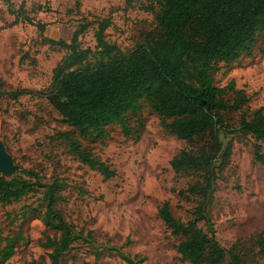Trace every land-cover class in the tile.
Here are the masks:
<instances>
[{
	"label": "rangeland",
	"instance_id": "1",
	"mask_svg": "<svg viewBox=\"0 0 264 264\" xmlns=\"http://www.w3.org/2000/svg\"><path fill=\"white\" fill-rule=\"evenodd\" d=\"M22 1L34 22L45 27L41 34L35 23L11 24L14 16L1 1L0 139L17 169L0 175L7 179L21 175L33 181L23 172L30 169L43 182L58 177L68 184L59 192L62 199L55 207L78 230L90 231L95 243L74 242L61 256V264H128L113 247H122L132 257H144L142 264H191L175 248L183 237L173 235L158 214L161 203L168 201L173 216L187 222L201 199L199 193L187 192L181 198L177 192L197 181L201 184L202 173L186 170L177 174L169 164L187 147L186 142L165 130L144 100L139 115L129 116V136L118 124H111L102 141L82 138L42 96L53 68L68 52L50 39L70 42L79 25L87 23L80 44L95 48L96 20L107 17L111 21L107 40L127 54L156 32L148 0ZM18 4L13 3L14 8ZM213 82L221 87L233 83L249 97L238 110L222 113L229 123L250 119L257 108L264 107V31L258 33L250 52L229 63L217 62ZM17 90L28 93L16 98L7 93ZM225 98L232 101L233 92ZM58 132L78 138L84 148L115 170V176L104 179L80 163L68 145L56 138ZM227 140L232 146L230 156L218 171L207 213L221 245H236L247 261L264 264V252L255 244L260 234L264 236V165L254 160V145L259 144L264 153V139L235 132ZM42 192L38 188L10 204L0 202V234L17 239L16 252L6 264H52L51 249L43 243L59 233L43 223ZM198 225L208 231L204 221Z\"/></svg>",
	"mask_w": 264,
	"mask_h": 264
},
{
	"label": "trees",
	"instance_id": "2",
	"mask_svg": "<svg viewBox=\"0 0 264 264\" xmlns=\"http://www.w3.org/2000/svg\"><path fill=\"white\" fill-rule=\"evenodd\" d=\"M4 1L10 5L9 0ZM147 10L154 15L156 32L127 54L107 40L106 30L111 25L107 17L96 20L95 48L80 44L87 23L79 25L70 42L50 39L68 52L53 68L51 82L42 96L80 137L101 141L111 124H118L129 136V116L137 117L142 101H146L160 117L162 127L187 144L171 158V169L177 174L186 170L202 173L201 184L197 181L177 192L181 198H186L187 192L201 195L187 222L173 216L168 201L158 208L171 233L183 237L175 246L177 252L191 264H259L247 261L236 245L220 244L206 207L218 171L228 163L232 146L227 136L247 132L264 139V107L257 108L250 119L242 117L238 124L229 123L222 113L238 110L249 97L233 83L221 87L213 82L215 64L229 63L250 52L258 33L264 31V0H148ZM9 12L15 15L11 24L35 23L22 5L16 10L9 8ZM35 24L42 34L45 24ZM230 91L234 94L232 101L225 98ZM7 93L16 98L28 92ZM56 138L68 145L69 153L80 163L97 170L104 179L115 176V170L84 148L78 138L66 132H58ZM254 160L264 165L259 144L254 145ZM23 172L34 180L21 175L10 179L0 176V202L10 204L28 192L42 189L43 223L59 233L58 237H46L43 243L51 249L52 264H61V256L78 240L94 244L90 231L84 234L78 230L55 207L62 199L59 192L68 184L58 177L43 182L34 170ZM200 221L208 227L207 232L198 225ZM16 240L0 234V264L14 256ZM255 244L264 252L262 234ZM113 249L128 264L144 261V257L125 253L122 247Z\"/></svg>",
	"mask_w": 264,
	"mask_h": 264
},
{
	"label": "water",
	"instance_id": "3",
	"mask_svg": "<svg viewBox=\"0 0 264 264\" xmlns=\"http://www.w3.org/2000/svg\"><path fill=\"white\" fill-rule=\"evenodd\" d=\"M16 169L17 166L14 165L11 156L5 150V147L0 139V172H2L3 174H10ZM2 177L6 178L5 176Z\"/></svg>",
	"mask_w": 264,
	"mask_h": 264
},
{
	"label": "crops",
	"instance_id": "4",
	"mask_svg": "<svg viewBox=\"0 0 264 264\" xmlns=\"http://www.w3.org/2000/svg\"><path fill=\"white\" fill-rule=\"evenodd\" d=\"M1 1L2 2H4V4L6 5V9H7V11H8V13H10L9 12V8L10 9H12V10H16V9H18L21 5L23 6V8L24 9H26V5H25V3L22 1V0H9L10 1V5L7 3V2H5L4 0H0V3H1ZM16 1H18V5H16V7L14 8V5H13V3H16ZM1 5V4H0ZM27 10V9H26ZM28 11V10H27ZM11 14V13H10ZM11 15H13L14 16V19H15V15L14 14H11ZM1 20H0V25H1Z\"/></svg>",
	"mask_w": 264,
	"mask_h": 264
}]
</instances>
